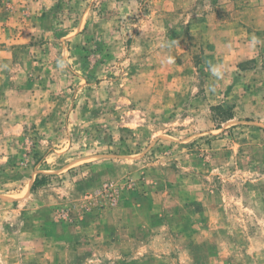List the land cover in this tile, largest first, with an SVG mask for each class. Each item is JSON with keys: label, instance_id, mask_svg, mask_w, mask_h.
Wrapping results in <instances>:
<instances>
[{"label": "rangeland", "instance_id": "obj_1", "mask_svg": "<svg viewBox=\"0 0 264 264\" xmlns=\"http://www.w3.org/2000/svg\"><path fill=\"white\" fill-rule=\"evenodd\" d=\"M0 264H264V0H0Z\"/></svg>", "mask_w": 264, "mask_h": 264}, {"label": "clouds", "instance_id": "obj_2", "mask_svg": "<svg viewBox=\"0 0 264 264\" xmlns=\"http://www.w3.org/2000/svg\"><path fill=\"white\" fill-rule=\"evenodd\" d=\"M213 74L214 75H219V71L216 68H213Z\"/></svg>", "mask_w": 264, "mask_h": 264}]
</instances>
